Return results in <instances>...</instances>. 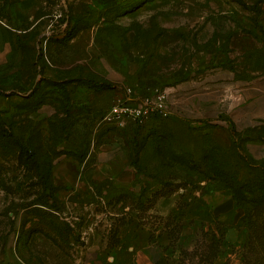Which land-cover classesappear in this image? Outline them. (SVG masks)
<instances>
[{"label":"rangeland","instance_id":"1","mask_svg":"<svg viewBox=\"0 0 264 264\" xmlns=\"http://www.w3.org/2000/svg\"><path fill=\"white\" fill-rule=\"evenodd\" d=\"M214 66L264 74V0H0V264H264V118L95 127Z\"/></svg>","mask_w":264,"mask_h":264},{"label":"crops","instance_id":"2","mask_svg":"<svg viewBox=\"0 0 264 264\" xmlns=\"http://www.w3.org/2000/svg\"><path fill=\"white\" fill-rule=\"evenodd\" d=\"M166 90L174 104L165 117L173 115L189 121L223 118L237 131L253 127L264 118V74L243 76L232 68L214 66L198 77L189 76L166 86ZM246 146L255 158L263 151L257 141Z\"/></svg>","mask_w":264,"mask_h":264},{"label":"built area","instance_id":"3","mask_svg":"<svg viewBox=\"0 0 264 264\" xmlns=\"http://www.w3.org/2000/svg\"><path fill=\"white\" fill-rule=\"evenodd\" d=\"M174 100L168 92L159 87L139 90L121 83L109 104L97 118L95 127L123 128L128 125H142L153 117H164L171 113Z\"/></svg>","mask_w":264,"mask_h":264},{"label":"trees","instance_id":"4","mask_svg":"<svg viewBox=\"0 0 264 264\" xmlns=\"http://www.w3.org/2000/svg\"><path fill=\"white\" fill-rule=\"evenodd\" d=\"M144 86H147V85H144ZM144 88H146V87H144ZM144 88L142 89V88L138 87L137 89H139V90L141 91V90H144ZM106 107H107V106H106ZM106 107H105V108H106ZM105 108H104V109H105ZM104 109H103V110H104ZM103 110H102V112H103ZM102 112H101V113H102ZM101 113H100V115H101ZM100 115H99V116H100ZM99 116H98V117H99ZM155 117H156V116H155ZM135 126H139V125H135ZM111 128H112V127H111ZM26 149H27V148H24V150H26Z\"/></svg>","mask_w":264,"mask_h":264}]
</instances>
